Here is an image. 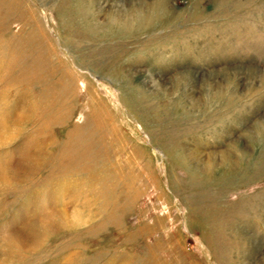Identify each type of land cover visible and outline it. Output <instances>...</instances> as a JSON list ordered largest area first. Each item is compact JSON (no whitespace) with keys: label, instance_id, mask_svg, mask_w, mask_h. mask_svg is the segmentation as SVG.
I'll list each match as a JSON object with an SVG mask.
<instances>
[{"label":"rangeland","instance_id":"374dc122","mask_svg":"<svg viewBox=\"0 0 264 264\" xmlns=\"http://www.w3.org/2000/svg\"><path fill=\"white\" fill-rule=\"evenodd\" d=\"M0 264H264V0H0Z\"/></svg>","mask_w":264,"mask_h":264}]
</instances>
